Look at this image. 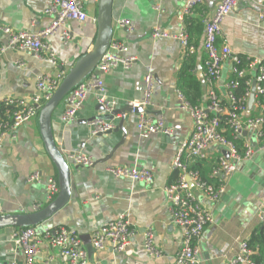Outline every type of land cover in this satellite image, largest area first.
<instances>
[{"label":"crops","instance_id":"1","mask_svg":"<svg viewBox=\"0 0 264 264\" xmlns=\"http://www.w3.org/2000/svg\"><path fill=\"white\" fill-rule=\"evenodd\" d=\"M51 1L0 0V24L12 30L42 29L51 21V16L44 13ZM218 1L204 0L185 18V22L193 19L201 23L199 32L188 31L189 39L196 48L191 56L194 61L193 75L199 82L197 97L193 96L194 87L179 78L186 57L175 35L180 29L178 16L185 0H113L112 39L126 45L127 50L120 53L122 57L135 59L129 67L117 65L100 75L105 88L104 99L117 109L126 104L132 105L133 101L143 97L144 76L150 73L153 91L150 104L145 107L146 116L153 120L161 119L169 132L142 138L136 128L139 115L125 113L127 118L122 124L125 133L119 128L109 134L92 135L89 121L100 115L96 91L88 93L74 120L65 126L60 121L64 110L61 103L56 109L54 121L58 124L57 145L63 149L70 167L71 195L58 212L37 227L36 264H66L59 249L42 238L44 229L50 226L73 230L86 251L88 264L96 261L101 264H175L182 229L171 220L164 189L180 175L172 160L194 126L191 112L180 107L177 90L193 97V106H205L207 83L197 76V65L203 78L202 62L206 55L202 48L204 21L209 19ZM85 8L87 18L84 22L68 20L59 31L45 39L54 52L55 64L49 59L47 51L40 55L13 49L0 52V100L7 96L29 97L36 91V82L41 76L61 81L63 77L58 75L67 73L78 57L91 48L96 36V3H85ZM119 19H129L130 25L127 28L121 26ZM154 27L165 31L168 37L153 38L151 32ZM65 30L69 37L62 40L60 32ZM4 43L5 38L0 33V45ZM217 44H226L234 56L244 62L249 59V64L252 59H264V6L254 0H237L221 23ZM249 64L246 79L252 80L257 62ZM231 68V58L221 65L215 92L222 99L226 93L225 84L233 78ZM246 79H240L239 85ZM234 90L232 92L236 97L243 96H238ZM245 107V117L255 112L253 103L248 106V100ZM119 121L118 114L112 120L114 127ZM69 151L91 155L94 164L89 167L76 165L66 158L65 154ZM217 156L218 151L210 147L205 160L215 162ZM194 160L188 161V166ZM110 166L147 169L152 173V181L146 184L128 178H115L106 171V167ZM33 172H40L43 178L51 176L57 179V171L44 148L37 116L16 129L13 137L7 135L0 144V214L18 213L25 209L33 211L56 196L57 193L48 200L44 180H29ZM213 178L212 184L215 185L217 177ZM189 190L213 218L198 240L196 264H227L237 252V241L247 240L260 223L255 213L264 198V151L256 152L251 160L238 165L237 170L226 179L224 192L217 201L211 202L203 189L197 186H189ZM120 213L126 214L134 231L125 249L114 253L110 245H106L101 250H94L90 241L92 233ZM148 228L161 256H150L143 248V233ZM15 229L0 228V264H26L20 245L12 239ZM225 245H228L227 250L222 252Z\"/></svg>","mask_w":264,"mask_h":264},{"label":"built area","instance_id":"2","mask_svg":"<svg viewBox=\"0 0 264 264\" xmlns=\"http://www.w3.org/2000/svg\"><path fill=\"white\" fill-rule=\"evenodd\" d=\"M98 0H52L44 9L46 15L51 16L50 23L37 31L12 30L6 25L0 24V33L5 38V43L0 45V52L7 49L31 52L40 55L48 53L49 59L55 64L54 52L49 49L45 39L59 31L68 20L84 22L87 18L85 3H96ZM237 0H219L208 20L204 21V35L202 48L205 52L203 59V80L207 83L206 103L203 108L190 105L183 94L177 90L180 107L188 109L194 119V126L190 136L182 141L175 156L173 167L180 171L179 177L164 189L168 202V210L171 220L182 229L180 249L175 257V264H196L198 255V240L204 227L212 222L211 212L196 199L189 190V186H197L205 192L211 202H215L224 192L226 179L232 175L240 163L251 160L256 152L264 151V59H246V67H239L241 58L234 56L230 47L226 44H217L221 35V23L235 6ZM256 4L264 6V0H254ZM204 0H185L178 19L180 29L175 38L182 46L183 56L188 57L196 52L195 46L190 42L185 18L195 7L201 5ZM118 23L123 27L130 25L129 19H119ZM68 31H61L60 38L68 39ZM151 36L153 38L168 37V34L160 28L154 27ZM127 50L126 45L112 39L107 50L101 56L94 69L78 85L73 87L64 97V107L60 117L65 126L74 120L76 112L80 109L86 96L91 90L96 91L98 103L109 112L114 105L104 99V83L101 74L107 73L117 65L129 67L134 57H122L120 53ZM232 59L231 72L233 78L225 84V97L222 99L215 87L220 76L221 65L224 61ZM256 65V73L253 79L247 80L249 65ZM64 76V75H63ZM58 75V77H63ZM248 78V77H247ZM245 80V93L241 97L233 94V89L239 86V80ZM255 81L254 99L252 101L255 112L245 117L246 102L251 92V82ZM60 82L59 78L50 76L38 77L36 91L27 98L7 96L0 100V144L7 135L13 137L15 130L36 117L40 106L47 101ZM143 97L133 101L134 107H145L150 104L153 91L152 75L144 76ZM136 128L142 138L151 134L169 131L164 127L161 119L153 120L144 113L138 114ZM112 120H103L95 117L89 121L91 134H102L114 128ZM229 131L231 139L227 136ZM246 134L243 135L242 132ZM239 139L238 145L234 139ZM213 147L218 151L215 164L211 169V176L217 177V184L207 183L198 175L197 171L188 169V161L192 159H205L207 149ZM227 153V157L223 155ZM68 160L76 165L89 167L94 164L91 155L84 152L69 151L65 154ZM106 171L115 178H128L132 181L151 183L152 173L140 167L110 166ZM29 180L40 182L44 180L47 188V198L51 200L58 191L57 181L54 177L43 178L40 172H33ZM256 216L260 222L264 221V198L256 209ZM133 229L130 226L125 213H120L108 220L91 235V246L94 250H101L110 245L112 251H123L128 244ZM37 227L30 226L15 229L12 239L19 244L26 264H36L38 254ZM42 238L49 245L59 249L66 259V264H88L87 254L83 249L79 236L68 227L57 226L44 229ZM225 245L222 252L227 250ZM143 248L150 256H161V251L154 245L151 229L143 233ZM253 251L247 245V240L237 241V252L230 258L227 264H257L252 258ZM15 264V263H11ZM94 264H101L96 261Z\"/></svg>","mask_w":264,"mask_h":264},{"label":"water","instance_id":"3","mask_svg":"<svg viewBox=\"0 0 264 264\" xmlns=\"http://www.w3.org/2000/svg\"><path fill=\"white\" fill-rule=\"evenodd\" d=\"M112 2L113 0H98L96 2L97 12H96V22L97 30L94 42L91 48L80 55L75 61L73 66L67 71L63 76L58 86L50 96V98L45 101L39 108L37 114V122L40 131V135L44 144L45 151L53 163L57 171V185L58 191L56 196L45 204L43 207H39L33 211L23 210L18 213H1L0 214V228L12 227V228H25L30 226L38 227L45 221L49 220L56 212H58L70 199V167L66 161L62 148L57 145L58 136V124L54 121V115L56 109L62 103L64 97L67 93L76 85L81 83L84 78L89 75V73L94 69L95 65L101 58V56L107 50L113 34L112 28ZM197 76L203 81L201 75V68L197 65ZM254 85L255 81L251 82V92L248 98V106L252 104L254 99ZM97 111H100V115L97 118L103 120H111L118 114L120 115V121L117 127H114L110 131L102 134H109L112 131H117V129H122L123 133L125 130L122 126L123 121L126 120L125 113L138 115L140 113L146 114V110L139 106L134 107L130 104L124 105L122 108L117 109L115 106L109 111H105V107L97 103ZM97 134V135H102ZM243 135L246 134L245 131L242 132ZM114 147L117 148L121 143ZM111 152H113V150ZM225 157L227 153L222 152ZM110 157V153L108 155ZM107 157V158H109Z\"/></svg>","mask_w":264,"mask_h":264},{"label":"trees","instance_id":"4","mask_svg":"<svg viewBox=\"0 0 264 264\" xmlns=\"http://www.w3.org/2000/svg\"><path fill=\"white\" fill-rule=\"evenodd\" d=\"M201 23L197 21H193V19H187L186 27L189 33L191 32H199ZM191 42V41H190ZM242 60V59H241ZM240 68L245 66V62H242L238 65ZM194 70V61L192 56L186 57V61L182 64L179 72L180 80L184 81L186 84H189L190 87H194L193 96L199 95V82L196 80V77L193 75ZM181 87H183L181 85ZM235 94L241 96L245 93V84L243 81H240V85L235 88ZM182 93V92H181ZM185 93V92H184ZM183 94V93H182ZM185 99L189 102L190 105H194L193 97L185 96ZM227 136L231 139L229 135V131H226ZM234 141L240 145L241 141L237 138ZM215 164L214 161H208L205 159H195L188 166L189 170L197 171L201 180L207 181V183H213L214 178L211 176V169ZM56 175V174H55ZM247 245L253 251L252 258L257 264H264V221L260 222L259 225L253 230L247 239Z\"/></svg>","mask_w":264,"mask_h":264},{"label":"rangeland","instance_id":"5","mask_svg":"<svg viewBox=\"0 0 264 264\" xmlns=\"http://www.w3.org/2000/svg\"><path fill=\"white\" fill-rule=\"evenodd\" d=\"M41 225H43V224H41ZM41 225H39V226H41ZM39 226H38V227H39ZM50 227H51V226H50ZM50 227H49V228H50Z\"/></svg>","mask_w":264,"mask_h":264}]
</instances>
